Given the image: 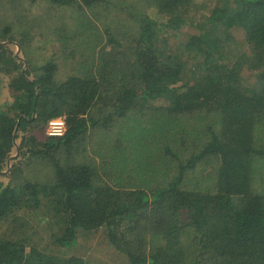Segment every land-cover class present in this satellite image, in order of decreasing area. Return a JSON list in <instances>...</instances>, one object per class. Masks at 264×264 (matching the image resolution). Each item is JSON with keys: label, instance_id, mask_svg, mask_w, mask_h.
Returning <instances> with one entry per match:
<instances>
[{"label": "trees", "instance_id": "16d2710c", "mask_svg": "<svg viewBox=\"0 0 264 264\" xmlns=\"http://www.w3.org/2000/svg\"><path fill=\"white\" fill-rule=\"evenodd\" d=\"M198 1L0 0V264H264V0Z\"/></svg>", "mask_w": 264, "mask_h": 264}, {"label": "rangeland", "instance_id": "374dc122", "mask_svg": "<svg viewBox=\"0 0 264 264\" xmlns=\"http://www.w3.org/2000/svg\"><path fill=\"white\" fill-rule=\"evenodd\" d=\"M212 4V0H199L195 6H194V10H192V14L195 15V20L196 21H200L201 18H204L207 13H208V10H209V7L211 6ZM42 21L39 19L37 21H35L33 23V26H37L38 24H40ZM45 24V23H44ZM32 26V27H33ZM189 32L192 34L193 29H188ZM231 32H232V36L234 37V39H236L237 41H239V43H243L244 42V33H243V30L240 29V28H237V27H234V28H231L230 29ZM195 31V30H194ZM40 38H38L37 40H39ZM171 43H174V39H171L170 40ZM47 44V42L44 40L42 42V44H38V47L41 46V48H44V46ZM9 49L12 50V52L14 54H19L20 56L23 57V54L21 53V51L18 50V48L11 44L8 46ZM51 44H48V48L46 50V54H49L52 50H51ZM244 49H246V47H244ZM31 55L33 56V58L35 59L36 63H37V60L38 58L40 57V51L38 50H34ZM34 63V62H33ZM62 63V62H60ZM60 71H62L63 73H65V71H67V68H63L62 65L60 64V68H59ZM62 72H59L60 74H63ZM245 74V73H244ZM246 76L249 75V73L247 72L245 74ZM248 81V80H247ZM7 82H8V77L4 74H1L0 73V106L3 107V106H7L8 104L12 103L13 102V97H12V93L10 92V90L8 89L7 87ZM152 104L153 105H156V106H159V105H164L166 104V101L164 98H158V99H155L152 101ZM100 129L98 128H95V130H91L88 134V138L86 139L85 142H83L84 144V147H82V149L79 151V155H78V158L81 159V160H85V158L87 159H93L96 158L95 154H94V151L95 149L97 148L98 145H100L102 142H103V135L105 133H108L111 131V129L109 130H106V129H103L102 127H99ZM32 132H36L38 133L39 130H33ZM42 134L44 136H47L46 134V124L43 126V131H42ZM99 158V157H98ZM43 164V163H42ZM41 163H37L36 164V167L38 168L37 172H33L34 174H36V177H44L46 174H47V169H43V167H41ZM28 166L27 165H23V170L26 169ZM26 175L29 176L30 175V171L29 170H26L25 171ZM32 173V172H31ZM22 176V173L19 175V177L17 179H19L20 177ZM41 215L40 212H38V217ZM40 220H35V223H38ZM38 227V226H36ZM42 225H40L38 228L40 230L41 229ZM93 250V249H90V251ZM113 250L112 249H109L108 247H104L103 250H98L96 252V258H98V260H100L99 263H103V264H110L112 262H114L115 264L117 263H120L121 264V261H122V255L121 254H118V253H113L112 252Z\"/></svg>", "mask_w": 264, "mask_h": 264}, {"label": "built area", "instance_id": "2783aa9c", "mask_svg": "<svg viewBox=\"0 0 264 264\" xmlns=\"http://www.w3.org/2000/svg\"><path fill=\"white\" fill-rule=\"evenodd\" d=\"M65 122L63 117H58L48 121L46 125V134L48 136H59L64 132Z\"/></svg>", "mask_w": 264, "mask_h": 264}]
</instances>
